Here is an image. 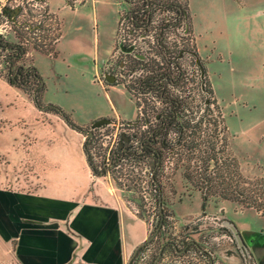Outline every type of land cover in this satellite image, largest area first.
Segmentation results:
<instances>
[{
	"label": "crops",
	"instance_id": "crops-1",
	"mask_svg": "<svg viewBox=\"0 0 264 264\" xmlns=\"http://www.w3.org/2000/svg\"><path fill=\"white\" fill-rule=\"evenodd\" d=\"M187 5L196 52L205 61L208 78L212 71L207 57L221 65L218 75L224 81L229 76L232 81H248L251 87H240L251 96L264 98V0H188ZM47 7L59 19L61 29L52 53L30 51V65L44 84L40 102L57 105L82 128L98 119L134 121L137 112L132 96L120 85L95 79L113 45L98 40L93 26L99 22L114 24L120 8L118 1L47 0ZM210 82L217 98V90ZM122 95L130 102L128 109L122 105ZM73 130L83 140L82 134ZM55 160L58 167L71 170L69 177L74 179L75 188L61 195H47L40 182L33 195H16L20 215L33 218L32 223L26 222L25 230L30 234L18 237V262L129 264L134 248L150 232L145 219L130 211L108 182L92 176L85 163L82 167L78 160L74 161L70 148H63ZM234 207L228 206L235 218L231 212L220 219L214 217L220 226L218 233L206 236L214 263L264 264V216L250 208ZM56 217H63L65 224L52 223ZM224 218L240 232L248 249L244 259L231 240L217 239V234L224 231L220 225ZM137 221L142 224L139 228Z\"/></svg>",
	"mask_w": 264,
	"mask_h": 264
},
{
	"label": "rangeland",
	"instance_id": "rangeland-1",
	"mask_svg": "<svg viewBox=\"0 0 264 264\" xmlns=\"http://www.w3.org/2000/svg\"><path fill=\"white\" fill-rule=\"evenodd\" d=\"M39 1L40 6H47V0ZM35 2L37 1L11 0L6 4V7L15 8V11L0 34L1 37L19 43L25 38L30 41L28 45L26 44L23 58L13 63L12 68L16 65L23 69L29 66L30 51L33 49L43 52L35 40L42 29V25L37 24L33 18L35 12H40L38 7L34 6ZM11 13L9 14L7 9L4 16L10 19ZM116 22V19L114 24L99 22L97 26H93V33L97 35L98 40L112 46ZM54 31L55 29L52 32ZM55 44L51 43L49 51L45 53H52ZM111 51L110 49L106 60ZM6 52L7 50L0 49V264H20L16 244L18 237L30 234L25 230L28 224L26 222L32 223L33 218L20 215V209L16 208V195L21 193L33 195L41 183L47 195H61L73 190L74 179L69 177L71 170L58 167L59 162L55 160L63 148H70L74 161L78 160L82 167L84 163L87 168L89 167L87 156L85 155V159L82 157L86 136L80 132L82 140L63 118L34 105L33 79L26 82L25 90L7 82V61L4 58ZM207 59H210L208 64L209 70L212 71L210 81H213L218 99L214 97L219 100L217 105L220 116L224 117L222 118L224 122L221 123L222 127L225 126L222 131L224 139L220 138L221 134L219 131L217 134L213 127L212 119L218 118L214 106H209L208 111L202 105L206 94L199 91L195 67L188 61L187 64H183L187 77L183 89L187 95V109L192 111L196 120H202L200 128H196L197 132L202 134L196 132L198 136L195 134L191 144L183 142L182 147L177 146L178 149L175 151L177 153L165 155L163 165L157 172L162 187L164 210L170 215L173 214L172 217L170 215L167 217L168 230L178 237L180 235L181 239L193 238L204 246L207 244L203 235L212 227L209 220L229 216L231 212L229 205L233 204L237 210L250 208L264 216V98L251 96L240 87H251L252 83L248 81L242 82L238 79L232 81L230 76L227 82L224 81L218 75L221 65L209 57ZM106 60L100 66H103ZM69 80L72 83L71 79ZM51 94L52 92L48 93L50 96ZM121 98L122 105L128 109L129 100L124 99L123 95ZM151 100L150 98L149 101ZM41 105L47 107L48 103ZM162 106L160 103L153 111H158ZM147 113L152 114L149 116L152 121L153 112L147 110ZM144 127L141 122L137 126L133 125L130 133L141 131ZM209 141L215 148L216 163L211 162L205 166L202 151L206 150ZM131 143L136 144L135 139ZM188 145H192L193 149L197 148L198 152L195 150L192 153L185 152ZM86 148L88 150V147ZM137 161L125 159L120 163L118 172H111L108 178L101 177V180L108 182L113 192L130 211L146 222L150 221L152 231L156 221V193L146 176L148 173L146 168L150 170L152 161L147 158L144 161L141 159ZM185 172L189 178L184 176ZM204 172L209 178L206 188L201 186L197 177ZM199 186L206 191L204 211L201 209ZM231 213L232 218H235L233 212ZM192 219L204 220V223L202 222L200 226L195 225ZM64 221L63 217H56L52 223L64 225ZM21 224L26 226L21 227ZM141 226V222L137 221V227ZM157 245L153 243L147 253L151 254L153 251L156 253ZM173 255L167 254L171 258Z\"/></svg>",
	"mask_w": 264,
	"mask_h": 264
},
{
	"label": "trees",
	"instance_id": "trees-1",
	"mask_svg": "<svg viewBox=\"0 0 264 264\" xmlns=\"http://www.w3.org/2000/svg\"><path fill=\"white\" fill-rule=\"evenodd\" d=\"M10 1L6 0V3ZM118 1L124 11L117 21L112 51L108 61L112 62L113 71L117 70L121 77H115L112 83L121 85L133 98L137 116L134 121L128 122H132L136 126L141 122V125L145 127L141 131L124 134L127 139L121 137L115 162L121 163L130 158L133 162H138V159L142 161L146 158L151 159L152 166L150 169L152 174L149 184L156 193V221L148 237L158 228L153 238L138 248L131 264H137L143 254L148 257L147 262H144L151 264L160 248L161 255L156 264H160L164 254H179L186 253V251H194L205 264H209L210 257H207L203 252V245L200 242L189 237L181 239L180 235L176 237L178 235L174 236L168 230L167 217L170 214L164 210L162 187L157 178V172L163 165L164 156L177 153L175 152L178 149L177 146L182 147L183 142H190L191 144L197 132L196 128L201 126L202 120H196L192 115V111L187 109V95L183 89L187 77L183 70V64H187L188 61L195 67L199 91L206 94L202 105L208 111L209 106H214L218 118L212 119L213 127L217 134L218 131L221 134L220 138L224 139L222 131L225 126H221L224 117L220 116L218 101L214 97L212 84L205 70V61L200 59L196 52L190 22L191 15L187 5L188 0ZM7 9L9 14L15 11V8L9 9L6 7ZM125 24L133 30L130 34L131 39L135 42L134 44L123 40L125 38L124 33L130 30L125 31ZM178 41L180 43H177ZM26 46L23 41L19 43L14 40L3 39L0 35V49L7 50L4 56L7 61V82L25 90L24 85L26 82L33 79L35 83L32 96L33 102L35 106L41 109L45 106L41 105L40 102L41 92L44 88L42 77L32 65L25 67V69L18 65L12 68L13 63L19 62L23 58ZM122 47H132V50L124 52L121 50ZM150 98L151 101H149ZM160 103L163 104L162 108L153 111ZM138 107H140L141 112L139 115ZM43 110L56 113L66 121L67 125L79 132L83 133L86 130L71 121L66 113L56 105L48 103V106ZM147 110L153 112L152 121L149 117L152 114H148ZM133 125H130L131 129H133ZM197 133L202 134L199 131ZM196 135L198 136V134ZM133 139H135L136 144L131 143ZM86 147L87 141L85 140L82 148L87 156ZM186 148L185 152L192 153L194 150L198 152L197 148L193 149L192 145H188ZM214 151L213 143L209 141L206 150L202 151L205 166L211 162L216 163ZM87 161L91 173L98 176L99 174L90 165L88 157ZM184 176L189 178L186 172ZM197 177L200 179L201 186L206 188L209 178L205 175V172ZM198 188L201 194V209H203L204 202L207 200L206 191H203L204 189L202 190L200 186ZM170 216L172 217L173 214ZM153 243L158 244L156 253L153 251V253L147 254V250Z\"/></svg>",
	"mask_w": 264,
	"mask_h": 264
},
{
	"label": "built area",
	"instance_id": "built-area-1",
	"mask_svg": "<svg viewBox=\"0 0 264 264\" xmlns=\"http://www.w3.org/2000/svg\"><path fill=\"white\" fill-rule=\"evenodd\" d=\"M36 7L39 9V13L35 12L33 18H35L37 24L40 23L42 25L41 31H39V34L36 35V42L38 44V48H42L43 52L49 51L48 47H50L51 43L55 44L57 40L59 39L60 35V30H59V25L60 21L59 19L53 14L52 12H49L47 6L42 7L40 6L39 0H35ZM6 1L5 2H0V34H2L3 30L5 27L8 25L7 23L9 20L12 19L13 13H11L10 19L6 18L5 15V10H6ZM124 9L120 5V8L118 9V16H117V21L119 16L122 15ZM52 13V14H50ZM16 24V23H15ZM59 26V27H58ZM117 26V23H116ZM53 29H55L54 32ZM127 29H130V27L125 24V31ZM59 30V31H58ZM58 31V33H57ZM129 32V33H128ZM128 32L124 33L125 38L123 39L124 42H131L135 43L134 40L131 39V34L133 32L132 29L128 30ZM114 41V40H113ZM23 43L28 45L30 41L28 39H24ZM121 44V43H120ZM122 45V44H121ZM112 62L106 60L104 65L102 66L101 70L99 73L97 72L95 74V79L100 82L104 83L107 82L105 79V73H112L114 77H121V74L115 70L113 71L112 69ZM137 111L139 112L138 115L141 113L140 112V107L137 108ZM138 118V117H137ZM130 125H133L132 122L128 121H115V120H106L105 122L95 124L94 122L91 123L86 129L90 130V134H87L84 132L83 134L86 136V141H87V157L89 159V162L91 163L90 165L94 169L95 172H97L99 175L97 176L96 174H92L94 177H109L108 174L111 172H118V168L120 163L115 162V157H116V152L117 148L121 139V135L123 134H129L130 131ZM84 140V141H85ZM87 149V148H86ZM90 169V168H89ZM147 179L150 180L151 178V169H147ZM91 172V170H90ZM150 182V181H149ZM123 185V184H122ZM192 223H195V225H201V223L204 220H191ZM211 222V232L207 234H212L214 236V233H218V230L220 228L219 224L215 219L209 220ZM199 222V224H197ZM150 221L147 222L149 229L151 231V226H150ZM204 223V222H203ZM172 235L176 236V234L171 233ZM206 235H203L204 240L206 239ZM224 233L217 234V239H221L222 237L227 238L228 240H231L229 236L223 235ZM178 237V236H176ZM205 244H207L205 242ZM208 245V244H207ZM203 245V252L206 254V256L210 257V263L209 264H215L213 260V255H212V248H210V245L208 246ZM149 250V249H148ZM148 254V253H147ZM188 254V255H187ZM188 259H185V258ZM147 258V255L143 254L141 258L138 260V264H143L144 261ZM205 258V257H204ZM205 264V262L202 260V258L197 254L194 253V251H186V253H175L173 257H168L166 254L163 255L160 264Z\"/></svg>",
	"mask_w": 264,
	"mask_h": 264
},
{
	"label": "water",
	"instance_id": "water-1",
	"mask_svg": "<svg viewBox=\"0 0 264 264\" xmlns=\"http://www.w3.org/2000/svg\"><path fill=\"white\" fill-rule=\"evenodd\" d=\"M121 50L124 52H127V51L132 50V47H122ZM104 76H105L106 81H109V82H113L115 79L114 75L110 74V73H105ZM45 108H46V106L41 107V109H45ZM105 121H106L105 119H101V120L98 119L94 123L100 124V123L105 122ZM84 132H86L87 134H90V130H84L83 133ZM121 137L123 139H127L123 134L121 135ZM220 225L222 227L226 228L227 231L229 232V237L234 242V245H235L236 249L238 250L239 254L242 255L243 258L248 256V249H247L246 245L244 244V241L242 240V237L240 236V232L238 231V228L236 227V225L226 218L222 219V221L220 222ZM157 231H158V228L149 237L144 239L136 248H134L133 253L131 255V260L135 256L138 248H140L142 245H145L148 241H150ZM160 255H161V248L159 249L154 261L151 264H156ZM131 260H130L129 264H131Z\"/></svg>",
	"mask_w": 264,
	"mask_h": 264
},
{
	"label": "flooded vegetation",
	"instance_id": "flooded-vegetation-1",
	"mask_svg": "<svg viewBox=\"0 0 264 264\" xmlns=\"http://www.w3.org/2000/svg\"><path fill=\"white\" fill-rule=\"evenodd\" d=\"M222 232L224 233L223 235H225V236H226V235L229 236V232L227 231V229H226V230L224 229V231H222ZM231 241H232V240H231ZM232 242H233V241H232ZM233 244H234V242H233ZM241 257H243V256H241ZM243 259H244V258H243Z\"/></svg>",
	"mask_w": 264,
	"mask_h": 264
}]
</instances>
